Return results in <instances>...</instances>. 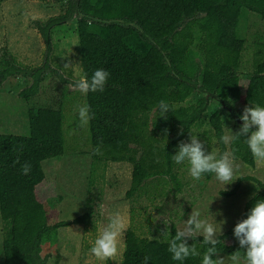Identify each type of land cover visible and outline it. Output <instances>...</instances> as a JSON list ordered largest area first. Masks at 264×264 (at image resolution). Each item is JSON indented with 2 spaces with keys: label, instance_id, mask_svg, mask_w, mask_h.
<instances>
[{
  "label": "trees",
  "instance_id": "trees-1",
  "mask_svg": "<svg viewBox=\"0 0 264 264\" xmlns=\"http://www.w3.org/2000/svg\"><path fill=\"white\" fill-rule=\"evenodd\" d=\"M40 1L68 4L64 14L38 25L49 52L53 29L72 20L79 11L82 17L71 23L79 39L82 74L90 77L97 68L110 73L103 92L86 95L90 134L95 158L132 164L128 200L137 196L152 178L169 177L177 187L181 185L175 172L178 165L170 155L179 142L189 140L213 101L204 97L197 86L226 103L234 100L242 107L264 106V45L254 52L253 72L243 84L237 70L244 45L237 32L241 10L246 8L264 19V0ZM111 20L120 22L109 23ZM125 22L139 25L143 32ZM48 63L33 69L31 85L19 94L28 105L30 135L0 134V217L5 223L0 264H45L47 258L41 256L44 236L58 227L85 225L93 215L86 213L72 221L49 224L47 196L43 193L49 195L53 185L42 164L64 154L65 138L62 104L36 107L33 103ZM20 69L13 57L0 60V86L9 77L17 76ZM57 71L51 72L58 75ZM58 78L63 84L71 82L66 73ZM193 93H200L201 97L184 105ZM160 100L172 106L167 119L157 117ZM223 115L219 107L209 119L220 155L229 151L234 159L255 167L243 137L228 147L221 140ZM239 128L234 123V133ZM25 164L30 166L27 174L22 171ZM205 177L210 180L212 175ZM248 180L259 187L246 202L242 218L256 198H264V182L242 177L233 190L220 192L225 198L233 197L241 183ZM175 230L178 228L172 225L167 238ZM217 237V255L231 256L240 251L242 259L243 250L238 243L224 234ZM198 239H190L189 244L194 242L203 252L202 237ZM167 247L165 240L141 237L129 227L123 260H110L108 264H145L146 257L148 264H178L171 260ZM185 264H200V260L190 257Z\"/></svg>",
  "mask_w": 264,
  "mask_h": 264
},
{
  "label": "rangeland",
  "instance_id": "rangeland-1",
  "mask_svg": "<svg viewBox=\"0 0 264 264\" xmlns=\"http://www.w3.org/2000/svg\"><path fill=\"white\" fill-rule=\"evenodd\" d=\"M4 3L10 15L9 18L4 15L0 4V60H11L13 57L16 64L21 66V71L0 86V134L30 135L28 105L19 94L31 85L33 69L48 61L49 69L43 71L41 89L33 103L36 107H57L62 104L65 138L64 154L42 164L47 180L53 185L49 195L43 193L47 196L49 224L72 221L86 213L93 214L85 225L58 227L44 236L41 256L47 258L45 264L81 263L85 249L90 247L100 231L96 223L101 222V209L107 205L104 203H108V217L99 228L105 227L108 218L118 210L125 220V226L130 215L126 228L133 227L141 237L165 240L172 225L183 229L184 221L191 211L199 210L209 220L223 221L221 235L238 243L233 236V227L243 219L244 206L257 193L258 184L251 180L243 181L235 196L225 198L220 195L223 185L213 176L210 180L204 176L200 181H193L188 176L187 165H178L175 172L181 183L179 187L169 177L152 178L146 181L137 196L128 200L126 192L131 185L132 164L95 158L89 119L82 122L78 117L77 106H87V94L81 93L76 86V81L83 74L74 23L67 22L53 29L51 52L37 29L39 24L47 22L51 17L64 14L68 8L67 2L7 0ZM194 32L198 36V32ZM237 32L238 37L244 40L237 69L243 84L253 72L254 52L264 45V19L243 8ZM199 59L197 57L198 61ZM68 62H71V66L66 69L64 64ZM54 69H58V75L52 74ZM65 73L71 81L69 84L61 83L58 78L59 74ZM200 97V93H193L184 105L193 104ZM228 104L233 113L240 116L244 107L234 100ZM217 110L219 106L212 101L192 134L201 139L206 151L219 157V144L209 122L210 116ZM223 122L224 136L231 131L234 133V119L224 113ZM229 144H226L227 147ZM225 155L232 159L235 168L234 181L227 186L228 191L233 190L242 177H253L264 182V162L255 160V167L251 168L234 159L229 151ZM4 225L0 217V261L3 257L1 242ZM165 226L166 231L162 232ZM219 235L218 232L217 236ZM230 257L217 255L221 264H231Z\"/></svg>",
  "mask_w": 264,
  "mask_h": 264
},
{
  "label": "clouds",
  "instance_id": "clouds-1",
  "mask_svg": "<svg viewBox=\"0 0 264 264\" xmlns=\"http://www.w3.org/2000/svg\"><path fill=\"white\" fill-rule=\"evenodd\" d=\"M70 66L71 62L64 64L66 69ZM109 76L110 73L107 70L97 68L90 77L86 74L81 76L76 81V86L83 94L103 92ZM157 111V117L167 119V114L173 109L169 102L160 100L157 104ZM77 113L82 122L90 119V110L87 106H77ZM239 119L242 121L239 130L235 133L231 131L229 135L222 136L221 140L229 144L243 137L253 158L258 162H264V106L259 104L245 106ZM170 157L176 165H187L188 176L193 181H200L206 174H211L223 185V192L228 191L227 186L234 181L235 168L232 159L228 155L217 157L206 151L201 139L192 133L187 142H179L174 154ZM22 171L27 174L30 166L25 164ZM222 223L223 221L209 220L199 210H192L187 220L184 221V228L175 230L174 235L165 239L171 260L178 264H185V261L192 257L199 258L200 264H221L217 259V244L219 243L217 233L221 235ZM166 228L167 226L162 232H165ZM124 231L125 220L120 211H114L108 218L107 225L98 231L89 248L90 255L98 261V264H108L110 260L122 254ZM233 236L239 248L243 250V264H264V198L255 199L246 217L234 225ZM199 237H202V247L205 249L203 252L194 242L189 244L190 239L198 241ZM230 260L231 264H241L240 251L231 255ZM145 264H148L147 257Z\"/></svg>",
  "mask_w": 264,
  "mask_h": 264
},
{
  "label": "crops",
  "instance_id": "crops-1",
  "mask_svg": "<svg viewBox=\"0 0 264 264\" xmlns=\"http://www.w3.org/2000/svg\"><path fill=\"white\" fill-rule=\"evenodd\" d=\"M4 1H7V0H2V1H0V4L3 6V11L5 12L4 15H5L7 18H9L8 15H10V13H7V11H6V4L4 3ZM104 204H107V205H106V208L101 209V216H102V218H100L101 222H97V223H96V226L98 227L99 230L102 229V228H99V226L102 227V226L104 225L105 218L108 217V216H107V213H108V211H109L108 203H104ZM127 214H129V211H127ZM129 219H130V215H129L128 219H127V224H126V226H125V231H124V233H123V237H122V243H123V245H124V250H123V252H122L121 255L116 256V257L114 258V260H112V261H114V262H116V263L121 262V261L123 260V255H124V251H125V233H126V231H127V229H128V228H126V227H127L128 223H129ZM99 223H101V224H99ZM41 248H42V245H41ZM89 248H90V247H89ZM89 248H86V249H85V253H84V255H83V259H82V261H81L80 264H95V262L97 261L93 256L90 255V253H89ZM42 251H43V248H42ZM42 253H43V252H42ZM42 253H41V255H42Z\"/></svg>",
  "mask_w": 264,
  "mask_h": 264
},
{
  "label": "water",
  "instance_id": "water-1",
  "mask_svg": "<svg viewBox=\"0 0 264 264\" xmlns=\"http://www.w3.org/2000/svg\"><path fill=\"white\" fill-rule=\"evenodd\" d=\"M82 15L80 14L79 11H77V15L70 20L69 22H75L77 21L79 18H81ZM105 22V21H104ZM120 21L118 20H111L109 23H119ZM125 25H131L134 28H137L138 30L143 32V29L139 26L136 25L135 23H127L125 22ZM197 89L202 92V95L206 98H212V100L221 108V110L226 114L227 116H231V118L234 119V123H237L239 126H241L242 121H240L239 119V115L238 114H234L232 108L229 106L228 103L224 102L223 100L217 99L216 97H211L210 94L204 90L201 89V85L197 86Z\"/></svg>",
  "mask_w": 264,
  "mask_h": 264
}]
</instances>
